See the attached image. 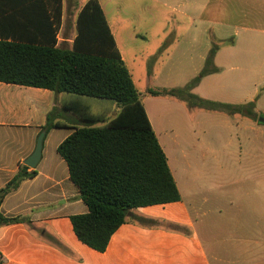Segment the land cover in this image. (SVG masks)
<instances>
[{"label":"crops","instance_id":"1","mask_svg":"<svg viewBox=\"0 0 264 264\" xmlns=\"http://www.w3.org/2000/svg\"><path fill=\"white\" fill-rule=\"evenodd\" d=\"M88 1L62 0L63 15L57 35L59 46L72 47L77 36L78 14ZM98 1L166 155L181 200L133 210L134 216L143 221L135 218L123 224L111 237L105 252L83 244L74 233L71 218L87 214L88 207L71 180L68 164L58 149L76 126L85 124L77 111L81 107H89L90 113L100 120L99 127L114 119L120 107L100 99L93 102L88 100L92 98L0 82V189L14 178L20 166L25 165L34 153L50 113L57 115L55 122L66 124V127L46 132L42 158L36 168L29 167V171H37L36 177L23 181L2 203L4 216H25L30 222L0 227V264H231L228 241L223 232L229 223L242 225L239 213L243 212V206L238 209L230 203L229 207L218 205L212 208L206 192L195 190L193 183L191 186L185 181L188 173L181 172L178 153L185 154L191 165L204 159L205 154L196 149L199 140L185 142V148L178 151L181 142L170 136L183 129L186 109L196 107L176 98L152 96L150 90L168 87L165 85L166 74L159 72V77L155 70V66L164 65L165 61L167 66L193 68L186 80L197 77L214 43L218 46L214 57L218 72L204 77L193 93L206 81L208 85L219 82L223 84L221 91L213 93L207 88L206 96H198L206 101L232 105L252 102L257 91L255 89L253 96L245 99L246 84L256 77L264 83V0ZM128 2L133 3L135 9L138 4H147L146 15L152 23L140 25L139 10L137 25L130 22L129 26L130 17L122 22L121 4ZM149 4L154 6L153 15ZM167 13L176 14L190 23V30L184 35L173 32L171 43L166 29L157 31L152 26L158 16ZM206 13L211 17H206ZM199 20L203 23L202 29L193 31V25L196 26ZM199 34L203 38L202 44L196 38ZM148 63L150 67H147ZM259 98L255 101L256 108ZM93 108L100 111L94 113ZM196 109L220 115L224 117L222 119H249L239 114ZM160 115H163V123L158 122ZM189 126L186 125V129ZM191 146L196 153L192 152ZM232 215L235 221H230ZM243 238L239 236L235 242L243 243ZM52 240L60 243L63 249ZM261 243L262 240L258 246Z\"/></svg>","mask_w":264,"mask_h":264},{"label":"trees","instance_id":"2","mask_svg":"<svg viewBox=\"0 0 264 264\" xmlns=\"http://www.w3.org/2000/svg\"><path fill=\"white\" fill-rule=\"evenodd\" d=\"M62 15V0H0V82L112 101L120 107L118 115L102 127L88 107H81L77 111L85 124L76 126L58 149L88 207L87 214L71 218L74 233L91 249L105 252L113 234L135 220L133 210L179 202L181 196L99 1L90 0L80 10L71 48L58 45ZM217 50L213 43L205 68L189 90L218 72L214 65ZM150 94L259 122L255 101L232 105L202 100L191 92L184 97L181 91L167 89L150 90ZM56 119L50 113L43 131L66 127ZM36 175L35 169L21 165L0 189V227L30 222L25 216H4L1 206L7 195Z\"/></svg>","mask_w":264,"mask_h":264},{"label":"rangeland","instance_id":"3","mask_svg":"<svg viewBox=\"0 0 264 264\" xmlns=\"http://www.w3.org/2000/svg\"><path fill=\"white\" fill-rule=\"evenodd\" d=\"M103 1L104 3L106 2L105 0ZM147 8V4H138L137 9H135L133 3H122L121 11L123 10V12L121 13L120 11L119 13L121 21L126 22L127 18L130 17L129 26L130 22L137 25L139 19L136 13L139 10L142 17L140 25L151 24V20L146 15ZM153 8L154 6L149 4L152 15L154 14ZM206 17H208L207 13ZM152 26L157 31L166 29L167 33H169V43L174 38L173 32H182L184 35L187 30H190L189 21L182 20L173 13L158 16ZM202 27L203 23L199 20L196 22V26L193 25V31L196 30L195 28L200 30ZM196 38L202 44L203 38L200 34ZM147 67H150L149 63ZM204 68L205 65L200 68L201 70L197 76L200 75ZM192 69L167 66L166 61L164 65L161 63L155 66L159 77V72L166 74L167 83L165 85L168 87L161 90L181 91L184 97H188L191 92L198 98H200L198 95H207V88L211 89L213 93L218 90L221 91L223 88L222 83L214 82L208 85L207 81L202 84L196 93H193L195 88L192 91L189 90L190 83L196 78L190 79V81L186 80L188 73ZM260 81V77L249 81L246 84L247 90L245 94V99H250L256 89V98H254V95L251 99L256 101L260 97L255 111L257 120L260 118L264 119V83ZM157 83H159V80ZM138 85L140 86V84ZM88 100L98 102L97 100L99 99L92 98ZM102 102H110L111 104L112 101L103 100ZM108 106L106 105L105 107ZM96 109L93 108L94 113L100 111ZM164 109L169 110V107H164ZM178 115L180 116V114ZM222 118L224 117H220L217 114L211 115L196 108H187L185 114H183V129L175 131L170 137L173 139L178 138L179 142H181L182 147L177 148L178 151L185 148V142L189 144L194 139L199 140L196 141V149L204 153L205 157L204 159H199L197 164L191 165L185 154L177 153L180 155L181 172L188 173V178H185V181H188L189 184L191 183V186L193 183L192 188H197L195 190L206 192V197L210 199L209 206L212 208L218 205L229 207L230 203H233L237 206L235 208L238 209L243 206V212L239 213L242 225L234 226L233 223H229L223 232L228 241V259L231 264H264V124H259V122H253V120L249 119L245 121L239 117ZM176 121L178 122L179 120H173V122ZM158 122L163 123V115L159 116ZM186 125H190L188 129H186ZM190 148L192 149V146ZM192 152L196 153L193 149ZM189 155H192V153H189ZM210 161L211 163H209ZM218 198H222L220 199L221 201ZM231 217L230 221H235L233 215ZM239 236L245 238V240L243 238V243L235 242ZM261 240L262 243L258 246ZM233 248L236 250L232 251Z\"/></svg>","mask_w":264,"mask_h":264},{"label":"water","instance_id":"4","mask_svg":"<svg viewBox=\"0 0 264 264\" xmlns=\"http://www.w3.org/2000/svg\"><path fill=\"white\" fill-rule=\"evenodd\" d=\"M259 122L264 123V119L260 118ZM45 134H46V132L43 131L41 133V135L39 136L38 141H37V147H36L34 153L26 160V162H25L26 166H28L30 168H36V166L40 162V160L42 158V148H43V141H44Z\"/></svg>","mask_w":264,"mask_h":264}]
</instances>
